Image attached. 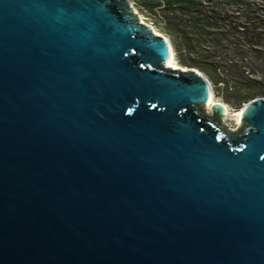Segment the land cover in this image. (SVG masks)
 Segmentation results:
<instances>
[{
	"label": "water",
	"instance_id": "95a60500",
	"mask_svg": "<svg viewBox=\"0 0 264 264\" xmlns=\"http://www.w3.org/2000/svg\"><path fill=\"white\" fill-rule=\"evenodd\" d=\"M131 0H0V264H264V98L237 128Z\"/></svg>",
	"mask_w": 264,
	"mask_h": 264
},
{
	"label": "trees",
	"instance_id": "16d2710c",
	"mask_svg": "<svg viewBox=\"0 0 264 264\" xmlns=\"http://www.w3.org/2000/svg\"><path fill=\"white\" fill-rule=\"evenodd\" d=\"M131 2L170 37L179 64L244 98L264 96V0Z\"/></svg>",
	"mask_w": 264,
	"mask_h": 264
},
{
	"label": "rangeland",
	"instance_id": "374dc122",
	"mask_svg": "<svg viewBox=\"0 0 264 264\" xmlns=\"http://www.w3.org/2000/svg\"><path fill=\"white\" fill-rule=\"evenodd\" d=\"M132 4L134 5L133 2H132ZM136 9L138 10L139 13H141V15L143 16V18L146 22L152 23L153 25H155L152 21L153 18L151 16H149L146 12L141 11L138 7H136ZM162 33H164V32H162ZM176 61L179 63L177 56H176ZM210 81L212 83L215 98L217 100L226 102L233 110H238V109L242 108L245 103H247L248 101L260 96L259 95V96H255L252 98H244V97H242L243 95L234 92L233 86H230L228 84L230 87L229 86L227 87L225 82L224 83L220 82L217 85H215L212 82V80H210ZM261 97H264V96H261ZM226 117L222 118L224 123L226 125H228L230 128H235V127L237 128V126L239 124L238 121L232 115H229L228 118H226Z\"/></svg>",
	"mask_w": 264,
	"mask_h": 264
},
{
	"label": "bare ground",
	"instance_id": "6f19581e",
	"mask_svg": "<svg viewBox=\"0 0 264 264\" xmlns=\"http://www.w3.org/2000/svg\"><path fill=\"white\" fill-rule=\"evenodd\" d=\"M140 17L144 20V18H143V16L141 15V13H140ZM145 21V20H144ZM146 22V21H145ZM152 25V27L154 28V29H156L159 33H161V34H163V35H165L168 39H169V37H168V35L167 34H165V33H162L157 27H156V25H153V24H151ZM170 40V39H169ZM170 57H171V61H172V64L174 65V67H179V66H181L177 61H176V57H175V53H174V51L172 50L171 51V54H170ZM208 102H210V104H213V103H215V102H222V104L226 107V110H227V113L224 115V117H226V118H228V116L229 115H232L237 121H238V123H239V115H240V112H241V108L240 109H238V110H233L226 102H224V101H220V100H217L216 98H215V96H214V92H213V90L211 91V94H210V96H209V100H208ZM236 128V127H235Z\"/></svg>",
	"mask_w": 264,
	"mask_h": 264
},
{
	"label": "built area",
	"instance_id": "2783aa9c",
	"mask_svg": "<svg viewBox=\"0 0 264 264\" xmlns=\"http://www.w3.org/2000/svg\"><path fill=\"white\" fill-rule=\"evenodd\" d=\"M229 85H230V86H233V85H232V82H229ZM263 98H264V97H263Z\"/></svg>",
	"mask_w": 264,
	"mask_h": 264
}]
</instances>
